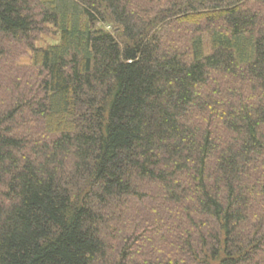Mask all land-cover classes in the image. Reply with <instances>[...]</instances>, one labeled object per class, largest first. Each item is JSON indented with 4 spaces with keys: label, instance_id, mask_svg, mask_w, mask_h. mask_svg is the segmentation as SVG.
<instances>
[{
    "label": "trees",
    "instance_id": "1",
    "mask_svg": "<svg viewBox=\"0 0 264 264\" xmlns=\"http://www.w3.org/2000/svg\"><path fill=\"white\" fill-rule=\"evenodd\" d=\"M0 264H264V0H0Z\"/></svg>",
    "mask_w": 264,
    "mask_h": 264
},
{
    "label": "rangeland",
    "instance_id": "2",
    "mask_svg": "<svg viewBox=\"0 0 264 264\" xmlns=\"http://www.w3.org/2000/svg\"><path fill=\"white\" fill-rule=\"evenodd\" d=\"M107 29H112L111 26L106 25ZM59 40L58 31L51 25H48L45 30L37 34V39L35 44L38 46H46L49 44L57 43ZM30 53L26 52L25 54L16 58L14 62L11 63L13 71H26L30 67L29 61Z\"/></svg>",
    "mask_w": 264,
    "mask_h": 264
}]
</instances>
